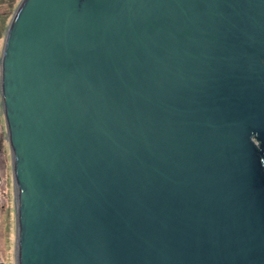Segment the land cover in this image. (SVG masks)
<instances>
[{
    "label": "water",
    "instance_id": "obj_1",
    "mask_svg": "<svg viewBox=\"0 0 264 264\" xmlns=\"http://www.w3.org/2000/svg\"><path fill=\"white\" fill-rule=\"evenodd\" d=\"M0 64L15 264H264V0H19Z\"/></svg>",
    "mask_w": 264,
    "mask_h": 264
},
{
    "label": "rangeland",
    "instance_id": "obj_2",
    "mask_svg": "<svg viewBox=\"0 0 264 264\" xmlns=\"http://www.w3.org/2000/svg\"><path fill=\"white\" fill-rule=\"evenodd\" d=\"M18 2L19 0H0V5L6 4L12 8L7 19L6 27L0 33V53L7 24ZM0 122H2V115L0 116ZM4 151V161L0 163V264H15L16 201L12 158L8 148L5 147Z\"/></svg>",
    "mask_w": 264,
    "mask_h": 264
},
{
    "label": "flooded vegetation",
    "instance_id": "obj_3",
    "mask_svg": "<svg viewBox=\"0 0 264 264\" xmlns=\"http://www.w3.org/2000/svg\"><path fill=\"white\" fill-rule=\"evenodd\" d=\"M1 115H2V122H0V163L4 161L3 158L5 153L4 151L5 147L8 148L10 151V145L8 142L6 123H5L1 95H0V116Z\"/></svg>",
    "mask_w": 264,
    "mask_h": 264
},
{
    "label": "trees",
    "instance_id": "obj_4",
    "mask_svg": "<svg viewBox=\"0 0 264 264\" xmlns=\"http://www.w3.org/2000/svg\"><path fill=\"white\" fill-rule=\"evenodd\" d=\"M12 8L9 5L1 4L0 5V33L5 29L8 16Z\"/></svg>",
    "mask_w": 264,
    "mask_h": 264
}]
</instances>
